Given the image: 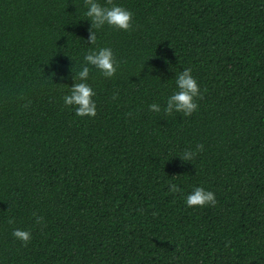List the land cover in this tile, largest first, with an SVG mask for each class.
Returning <instances> with one entry per match:
<instances>
[{
	"label": "trees",
	"instance_id": "1",
	"mask_svg": "<svg viewBox=\"0 0 264 264\" xmlns=\"http://www.w3.org/2000/svg\"><path fill=\"white\" fill-rule=\"evenodd\" d=\"M112 2L131 28L89 45L84 0H0V264H264V0ZM102 46L117 71L77 116L63 96ZM184 68L198 109L150 111Z\"/></svg>",
	"mask_w": 264,
	"mask_h": 264
},
{
	"label": "clouds",
	"instance_id": "2",
	"mask_svg": "<svg viewBox=\"0 0 264 264\" xmlns=\"http://www.w3.org/2000/svg\"><path fill=\"white\" fill-rule=\"evenodd\" d=\"M84 15L91 22L89 29V45H95L97 33L106 25L114 29L127 31L131 28L133 13L118 3L108 0L102 3L101 0H84ZM110 5V6H109ZM98 70L101 75L110 78L117 71L115 53L111 47L89 48L80 62L79 70L73 72L74 83L68 86L67 93L63 96L65 106L74 108L77 116H95L97 110L96 92L90 80L91 71ZM202 95L199 82L193 75L191 68H184L175 72V90L167 97L165 103H152L149 110L155 113L164 112L166 114L183 113L185 116L191 115L198 109L197 98ZM203 149V145H198L196 149L185 150L179 157L183 161H192L197 152ZM172 192L178 191L175 184L169 185ZM185 203L189 207L205 205H215V193L202 186H193L192 191L186 196ZM39 221L40 218L38 217ZM12 235L23 242L31 239L30 231L26 229H14Z\"/></svg>",
	"mask_w": 264,
	"mask_h": 264
}]
</instances>
